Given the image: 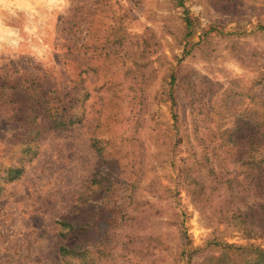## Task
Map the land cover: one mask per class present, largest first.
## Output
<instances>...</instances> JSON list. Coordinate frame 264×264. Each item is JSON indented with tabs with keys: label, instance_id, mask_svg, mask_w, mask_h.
Here are the masks:
<instances>
[{
	"label": "rangeland",
	"instance_id": "1",
	"mask_svg": "<svg viewBox=\"0 0 264 264\" xmlns=\"http://www.w3.org/2000/svg\"><path fill=\"white\" fill-rule=\"evenodd\" d=\"M22 2L4 11L0 75L47 81L74 123L32 122L9 113L19 95H0V264H83L58 255L63 217L88 222L87 264H215L246 259L224 243L264 248L263 231L218 222L227 185L199 171L211 203L200 211L181 182L190 149L197 162L218 133H260L264 0ZM217 150L209 165L244 183L234 205L264 216V161L254 187L247 155L237 168L236 149ZM11 164L22 170L7 181Z\"/></svg>",
	"mask_w": 264,
	"mask_h": 264
},
{
	"label": "trees",
	"instance_id": "2",
	"mask_svg": "<svg viewBox=\"0 0 264 264\" xmlns=\"http://www.w3.org/2000/svg\"><path fill=\"white\" fill-rule=\"evenodd\" d=\"M186 18V17H185ZM188 24L189 19L186 18ZM71 42V41H69ZM67 49L70 50V44L67 45ZM2 70V74H4ZM17 71L10 72L9 76L0 75V95L5 96L8 91H12L14 95H19L14 101L15 111L19 113L22 118L26 113L30 112L33 114L32 122H35L38 119V116L43 113L46 119L51 122L55 127L58 126H67L74 123L73 115L71 114V108L62 107L61 103V94H59L53 86L46 81L39 84L38 77L34 78L31 81V84H28L27 81L22 80L19 76L16 75ZM36 83V84H35ZM68 94V93H67ZM169 101L171 102L172 117L175 120V123L178 121V116L174 111V107L177 105L175 97L170 93ZM22 107L23 109H20ZM254 125L260 129V133H250L245 137H240L238 140L233 139L234 133H218L217 137L219 142L212 145L211 149L208 147V142L202 147L201 152L199 153V160L196 162V157L198 153L192 149L191 150V160L189 163L188 171L182 170L183 180L181 181L183 186L187 189L193 203L200 210L203 211L205 206H210L209 197L205 196L206 185L204 182L196 178L197 174L201 170H205L206 174H209L213 177L214 180V189L221 190L224 185H227L229 191V197L227 201L223 204L220 202H215L219 209V214L217 216L218 222H227L231 223L237 228L245 229L248 231H263L264 232V216L254 215L253 209L249 208L248 210H243L237 205H234L233 201H240L238 197V192L244 183L234 181L232 177L227 175L238 174V171H224L223 169H214L213 165H209L212 161H216L218 158L217 148H223L224 151L231 152V149L238 153L237 168L246 163L255 168L257 174L252 178V183L254 187H261V177L260 174L262 170L259 168L263 163L262 152L264 150V121H254ZM37 126V123L36 125ZM31 132L36 131V129L31 128ZM207 136H210V133H205ZM185 134L180 136L184 138ZM201 141V138H200ZM202 142V141H201ZM23 153L29 154L32 151V145L30 141H27L22 144ZM33 152V151H32ZM235 153V154H236ZM247 155L241 158L242 155ZM241 162V163H240ZM22 167L19 165H8L4 170L3 178L7 181L15 179ZM235 182V184H234ZM233 189V191H232ZM264 189V186L260 190ZM60 232L59 236L63 240L58 247V255L61 259L66 258H78L83 264L88 263V253L89 248L85 242L87 239V233L89 232V224L83 218L81 221H76L74 219H67L63 217L59 219ZM249 233V232H248ZM84 243V244H83ZM223 247L240 251V255L245 256L246 259L242 261H235L229 257L226 253H222L220 257L216 258L215 264H264V248L249 244L246 246H235L232 244L224 243Z\"/></svg>",
	"mask_w": 264,
	"mask_h": 264
},
{
	"label": "crops",
	"instance_id": "3",
	"mask_svg": "<svg viewBox=\"0 0 264 264\" xmlns=\"http://www.w3.org/2000/svg\"><path fill=\"white\" fill-rule=\"evenodd\" d=\"M19 3L23 6L24 2H22V0H0V26L4 25L5 27V22L2 21V18L4 17V11L7 10L8 8H12L13 5H10V4H13V3ZM56 0H53V4H55ZM52 4V3H51ZM7 29H5L6 32H8L10 29H12L11 27L7 26L5 27ZM14 30V28H13ZM17 31V30H15ZM18 34V32H17Z\"/></svg>",
	"mask_w": 264,
	"mask_h": 264
}]
</instances>
